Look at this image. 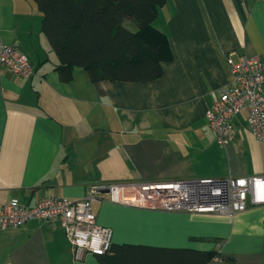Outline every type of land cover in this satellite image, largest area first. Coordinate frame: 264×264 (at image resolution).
Wrapping results in <instances>:
<instances>
[{
    "label": "crops",
    "instance_id": "obj_1",
    "mask_svg": "<svg viewBox=\"0 0 264 264\" xmlns=\"http://www.w3.org/2000/svg\"><path fill=\"white\" fill-rule=\"evenodd\" d=\"M156 27L168 36L172 59L151 82H92L76 69L65 83L42 32L33 0H0V41L26 55L35 75L0 69V206L18 200L85 199L92 186L264 176V142L243 110L235 140L219 143L207 114L233 86L228 59L256 57L264 65V0H168ZM112 245L218 251L233 262L264 264V205L234 217L170 213L93 203ZM0 264H101L77 258L61 221H32L0 230Z\"/></svg>",
    "mask_w": 264,
    "mask_h": 264
},
{
    "label": "built area",
    "instance_id": "obj_2",
    "mask_svg": "<svg viewBox=\"0 0 264 264\" xmlns=\"http://www.w3.org/2000/svg\"><path fill=\"white\" fill-rule=\"evenodd\" d=\"M233 86L224 89L208 111L207 119L219 143L235 140L233 119L246 110L257 140L264 142V65L256 57L228 59ZM0 69L17 77L35 75L28 57L0 41ZM113 203L170 213H214L234 217L249 204L264 205V176L247 178H202L175 182H131L92 186L80 201L62 197L39 200L27 206L18 200L0 206V230L20 228L32 221H61L77 258L89 253L104 255L111 250L113 231L98 224L93 203L101 195Z\"/></svg>",
    "mask_w": 264,
    "mask_h": 264
},
{
    "label": "trees",
    "instance_id": "obj_3",
    "mask_svg": "<svg viewBox=\"0 0 264 264\" xmlns=\"http://www.w3.org/2000/svg\"><path fill=\"white\" fill-rule=\"evenodd\" d=\"M43 14L42 32L58 63L60 79L69 83L76 69L92 82L146 83L162 75L172 59L169 39L154 26L168 0H33ZM132 21L131 31L125 26ZM101 264H208L232 256L192 249L112 245L96 256Z\"/></svg>",
    "mask_w": 264,
    "mask_h": 264
},
{
    "label": "rangeland",
    "instance_id": "obj_4",
    "mask_svg": "<svg viewBox=\"0 0 264 264\" xmlns=\"http://www.w3.org/2000/svg\"><path fill=\"white\" fill-rule=\"evenodd\" d=\"M162 21V23L161 22H158V23H154V25L157 27H164V25H163V20H161ZM125 26L128 28V29H130L131 31H136L137 30V26L135 25V23H133L132 21H127L126 23H125Z\"/></svg>",
    "mask_w": 264,
    "mask_h": 264
}]
</instances>
